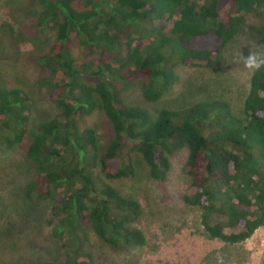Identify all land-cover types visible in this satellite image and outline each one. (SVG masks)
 Wrapping results in <instances>:
<instances>
[{
  "label": "trees",
  "instance_id": "trees-1",
  "mask_svg": "<svg viewBox=\"0 0 264 264\" xmlns=\"http://www.w3.org/2000/svg\"><path fill=\"white\" fill-rule=\"evenodd\" d=\"M29 1L48 41L34 57L45 72L35 87L52 114L37 115L32 96L0 73V150L22 147L33 167L25 199L48 211L57 258L38 264H96L90 234L110 247L144 244L139 202L109 184L134 176L135 157L164 180L170 157L186 150L193 191L183 200L209 237L234 245L264 225V67L251 74L238 115L218 101L149 108L122 96L136 88L158 103L178 66H213L246 29L264 38V26L249 22L264 21V0Z\"/></svg>",
  "mask_w": 264,
  "mask_h": 264
},
{
  "label": "rangeland",
  "instance_id": "rangeland-1",
  "mask_svg": "<svg viewBox=\"0 0 264 264\" xmlns=\"http://www.w3.org/2000/svg\"><path fill=\"white\" fill-rule=\"evenodd\" d=\"M34 8L29 0H0V73L9 84L32 96L37 115L48 117L52 109L35 87L45 72L34 60L45 51L48 41L34 26ZM249 22L264 26L263 20L252 17ZM250 48L264 54V38L246 29L228 44L213 66H178L172 93L158 103L145 102L136 88L123 91L122 96L149 108H183L199 101H218L238 115L254 70L245 68L236 56L241 50L247 56ZM73 53L79 57L81 50L74 45ZM95 127L102 144L109 137L107 124L101 119ZM186 154L182 149L170 157L164 180L151 178L144 162L135 157L132 178L109 182L121 194L139 202L141 215L135 227L144 233L145 242L142 246L110 247L90 234L96 264H264V225L234 245L213 239L204 231L199 210L183 200L193 191L185 173ZM32 176L33 167L22 147L0 150V264H38L57 258L50 239L52 226L46 222L48 211L32 207L24 196Z\"/></svg>",
  "mask_w": 264,
  "mask_h": 264
},
{
  "label": "clouds",
  "instance_id": "clouds-1",
  "mask_svg": "<svg viewBox=\"0 0 264 264\" xmlns=\"http://www.w3.org/2000/svg\"><path fill=\"white\" fill-rule=\"evenodd\" d=\"M236 59L242 62L244 67L249 70H256L264 67V54L253 51L251 48L247 56L243 54L242 50L238 52Z\"/></svg>",
  "mask_w": 264,
  "mask_h": 264
}]
</instances>
